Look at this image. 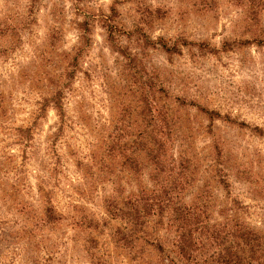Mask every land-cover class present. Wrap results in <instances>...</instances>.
<instances>
[{
  "label": "rangeland",
  "instance_id": "1",
  "mask_svg": "<svg viewBox=\"0 0 264 264\" xmlns=\"http://www.w3.org/2000/svg\"><path fill=\"white\" fill-rule=\"evenodd\" d=\"M248 254L264 0H0V264Z\"/></svg>",
  "mask_w": 264,
  "mask_h": 264
},
{
  "label": "trees",
  "instance_id": "2",
  "mask_svg": "<svg viewBox=\"0 0 264 264\" xmlns=\"http://www.w3.org/2000/svg\"><path fill=\"white\" fill-rule=\"evenodd\" d=\"M183 238L187 239V234L186 233H182L180 235L179 242H180V246H181V243H182V248H183V243H185L184 242L185 240H183ZM250 251H252V250H250ZM243 252H245V251L243 250ZM250 254H248L246 257H241V258L236 257V259H234V260H230V259L226 258L225 263L226 264H251V260H253L254 258H253V255H250ZM242 261L244 263H242Z\"/></svg>",
  "mask_w": 264,
  "mask_h": 264
}]
</instances>
